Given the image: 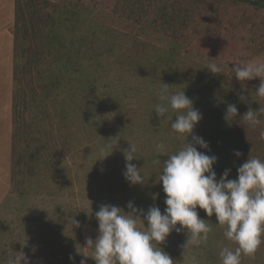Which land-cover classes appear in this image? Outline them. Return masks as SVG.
<instances>
[{
	"label": "rangeland",
	"instance_id": "374dc122",
	"mask_svg": "<svg viewBox=\"0 0 264 264\" xmlns=\"http://www.w3.org/2000/svg\"><path fill=\"white\" fill-rule=\"evenodd\" d=\"M52 1L82 3L90 7L91 12L86 16L77 6L65 10L62 5L55 16L49 13L54 18L51 24L56 35L66 40L67 53H71V56L67 53L63 56L62 52L63 59L53 65L41 64L54 68V88L49 87L40 94L34 65L26 76L29 81L24 83L25 80H22V87L20 81H16L14 88V70L1 71L0 90L2 97H6L3 92L7 90V107L11 104L14 90L17 91L15 124L27 125L26 129L31 131L28 132V141L21 139L20 145L26 146L27 142L31 154L39 143L40 150L49 152H42L43 161L54 151H58V156L51 155V160L56 163L54 172L45 163L42 165L40 160L35 163L36 158L29 156L26 165L30 169L24 167L20 173L26 172V177L18 176L12 181L11 136L0 134V264H7L8 259L20 251L29 258L30 264H80L83 254L93 255V250L85 247L86 240L95 239L97 235L95 212L102 204L129 211L126 204L133 201L135 206L145 211L150 206H157L163 213L165 193L162 183L158 182L159 173L163 161L180 149L183 141L171 129V121L154 117L153 107L159 102L157 92L162 83L160 80H167L169 84L171 78L175 86L186 87L191 95L189 98L194 100V108L202 114L197 126L200 129L193 132L208 133L212 139L203 137L210 151L197 146L199 151L215 153L219 163L223 154L233 156L236 168L248 157L264 160V139H261L264 116L260 117L261 123L255 128H250L242 117H236L229 123L223 120L225 122L220 129L235 137L236 146L228 143L229 146L224 149L222 138L218 144L214 143L217 132L213 123H217L218 114L224 110V102L230 100L224 98V92L230 91L231 87L228 83H223L222 87L221 76L230 71L214 75L204 68L208 63L203 59L209 55L230 67L233 62L264 61L263 0L257 5L248 0ZM45 10L39 11V14L42 18H50L45 12L52 7ZM33 18H38V14L35 13ZM71 18L85 19L75 22ZM91 30H96L90 35L93 47L91 63L93 61L94 65L84 59V46L83 52L76 50L81 48L80 38L89 39L87 33ZM105 31L109 32L106 36ZM105 38L107 40L103 41ZM173 41L178 43L180 60L169 66L163 59ZM192 63L199 65V73L192 71ZM22 64L23 58L15 57L18 78L23 75ZM179 65L185 74L191 71L192 76L188 78V73L187 78L178 77L172 71H165L176 66L179 68ZM48 79L47 76L40 81L47 84ZM202 88L203 96H200ZM36 90L40 100H34ZM246 90V93L243 92L246 99L240 101L241 109L243 104L254 110L264 107V99L257 97L253 90ZM5 109L2 106V115L7 114L10 118L11 113ZM241 109L238 116L245 113ZM41 110L46 114L50 112L56 118L52 122L40 121L37 128L35 114ZM64 115L69 116L67 121H64ZM175 118L173 115L172 120ZM155 123L159 128L157 132L147 131V126ZM140 125L146 129L141 134L143 139L138 137V130H134ZM164 125L167 126L166 131ZM37 129L40 131L36 132ZM153 134H156L157 144H164L165 155L159 156L147 141ZM29 137L39 140L32 143ZM187 139L190 141L191 136ZM116 142L117 146L109 155L97 159L110 151V146H115ZM129 143L137 147L138 159L131 163L140 168L146 182L143 186L130 185L123 176L124 151L129 149ZM39 146H44V149ZM234 150H239L242 155L235 156ZM215 166L217 170L220 167ZM213 169L215 171L214 166ZM236 177L237 170L229 172L228 179ZM54 185L58 187L57 191L52 189ZM198 213L213 228L205 244L183 248L187 239L184 230L171 232L160 244L174 259V264H221V249L236 247L216 224L215 214L208 217L202 209H198ZM71 217L79 222V227L72 226ZM85 259L86 264H96L91 257ZM241 264H264V243L254 257L242 256Z\"/></svg>",
	"mask_w": 264,
	"mask_h": 264
},
{
	"label": "clouds",
	"instance_id": "9594fccd",
	"mask_svg": "<svg viewBox=\"0 0 264 264\" xmlns=\"http://www.w3.org/2000/svg\"><path fill=\"white\" fill-rule=\"evenodd\" d=\"M204 68L214 75L230 71L239 82L258 79L255 95L264 99V61L233 62L231 67L212 62ZM157 95L159 102L153 107L156 117L171 121V129L183 141V146L163 161L159 173L158 182L162 183L166 207L162 213L157 206H150L145 211L133 201L126 204L129 211L110 204L100 205L95 212L97 235L95 239L88 238L85 246L93 250V255L83 254L80 264H86L87 257L94 259L96 264H174V259L160 247L171 232L186 231L187 239L183 245L186 248L205 244L213 230L212 225L199 216L198 209L208 217L215 214L216 224L223 229L225 238L236 245L234 249L227 246L221 249V264H241L242 256L254 257L264 243V160L248 157L237 168L235 179H228L229 169L217 179L213 169L216 155L207 154L210 151L208 142L193 132L202 119L193 100L185 95V90L174 92L163 82ZM240 99L244 101L246 98L241 95ZM173 115L176 117L174 121ZM261 116H264V107L260 106L258 110L249 108L238 116L237 107L228 104L223 119L229 123L242 117L250 128H255L261 123ZM261 139H264V133H261ZM129 144V149L124 151L123 176L130 185L143 186L146 182L140 168L131 163L138 159L137 147ZM116 146L117 142L97 159L109 155ZM197 146L207 151H199ZM101 151L105 152L104 149ZM156 151L159 156L165 155L164 144L158 143ZM234 155L239 157L242 153L234 150ZM71 224L80 226L72 217ZM7 264H30V261L20 251L10 257Z\"/></svg>",
	"mask_w": 264,
	"mask_h": 264
},
{
	"label": "trees",
	"instance_id": "16d2710c",
	"mask_svg": "<svg viewBox=\"0 0 264 264\" xmlns=\"http://www.w3.org/2000/svg\"><path fill=\"white\" fill-rule=\"evenodd\" d=\"M248 1H250L252 4H256V5L261 4L260 0H248ZM15 2H16V18H15V23H14V72H13V79H14V84H15L14 88L16 87V81H20L21 87H22V80L23 79L25 80L24 83H27L29 81L28 78L26 79V76L31 71L32 65H34L33 66L34 72L37 73V80L39 81L37 85L39 87H41V90H40L41 91L40 94H41V93H43L44 90L47 91V89H49V87H50V89L54 88V78H53L54 68L52 66L50 67V65H53L56 62H59L61 60V58L64 56V54L67 53L66 48L68 47L66 40H62V38L59 35H56V33L54 31L53 24H51V22L54 18L51 17L49 13H54L53 15L55 16L56 15L55 13L60 11L62 5L64 6L63 8L65 10L71 9L70 6H73V7L77 6L78 10H81L82 14L89 16L91 9L88 6H86L82 3H77V2L75 3V2L64 1V3H60V2L52 1V0H15ZM262 2H264V0ZM47 7H52V10H50L49 12H45L46 17H47V14H49L50 18H48V17L42 18L41 15L39 14V11H44L45 8H47ZM35 13L38 14V18H33V15ZM36 19H40V21H37ZM65 19H67V18H65ZM71 19L75 20V22L76 21L82 22V20L85 18H71ZM86 19H89V18H86ZM99 22H100L99 24H101V21H99ZM100 30L102 31V27ZM94 31H96V30H93V31L91 30V32L87 33V36L89 37L90 40L86 39V38H85L86 40H83V38H80L81 48L76 49L78 52H83L84 47H85L86 50L83 52V54H84V56H86L84 59H86V61H88V63H91L92 56H93V55H91V54H93V52H92L93 47L91 46V43H92L91 39L92 38L90 35H92ZM108 33H109L108 31H105V33H104L105 36ZM99 38H101V37H98V39ZM104 40H107V38L103 39V41ZM84 42H86V43H84ZM178 47L179 46H178V43L176 41H173L170 44L169 48L166 50V52H167L166 56L163 59L164 63H168V65L170 66V64L172 65L177 60H180V59H178L179 55H180L178 53V50H179ZM62 52H63V56L61 54ZM76 54H77V52H76ZM67 55L71 56V53H67ZM18 56L23 58V64H22V68H21V71L23 74L22 78H18L19 72H16V70H15V57H18ZM87 57H91V58L88 59ZM204 57H203V59L204 60L206 59L205 61L207 63L215 62L217 64H225L219 60L213 59L209 55H206ZM47 63H49L50 65L49 66L48 65H41V64H47ZM91 64L94 65V62L92 61ZM191 67L194 69L192 71H196L198 73L200 72L199 70L201 68L199 67V65L197 66L196 63L195 64L192 63ZM74 68H75V70L77 69L76 67H74ZM177 68H178V66L173 67V70L169 68L168 70H165V71H172L173 74L177 75L178 77L182 76V77L187 78L186 74H188V73H189L188 78L190 76H192L190 74L191 71H189L185 74V72L181 69V66L178 69ZM47 76L49 78L47 84L46 83L44 84V82L40 81V80L47 78ZM160 78H161V76L159 77V80H160ZM160 81L163 83L168 82L167 80H160ZM220 83H221L222 87L226 83H228V85L231 87V90L224 92V94L226 95V96L224 95V98H228L230 100H228V101L226 100L224 102V110L218 114L219 116H217V118H216L217 123H213L215 125L216 132H217V135L214 136V143L218 144V141L222 138V140L224 142V145H223L224 149H226L227 146H229V145H227L228 143H232L230 146H232V145L236 146V141L234 139L235 137L232 138L227 131L220 129V128H222V125H224V122H225V121H223L224 120L223 117L225 115L227 105L228 104H234L237 107V110L241 109L240 96L243 95V92L244 93L247 92L246 88L249 90L250 89L253 90V92L255 94V90L259 85V80L254 79V80H250V81L239 82L234 77L233 73L228 72V74L221 76ZM223 83H224V85H223ZM161 85H162V83H161ZM174 86L175 85L173 84V80L170 78V83H169L170 90H172L174 92L185 90V95L188 97L191 96V95H189V92L186 89V87L182 88L180 86H175V87ZM203 89L204 88H202V92H200V94H199L200 96H203ZM48 95H53V94L49 93ZM34 97H35L34 100L40 97L39 91H37V90L34 91ZM40 99L41 98H39V100ZM191 99L193 100L192 97H191ZM17 101H18L17 100V91L15 89L13 92V118L16 117V114L18 113L17 112V105H18ZM237 101H238L239 105H237L238 104ZM23 103L26 107V104H25L26 100H24ZM248 109H249V107L247 105L243 104L241 111L244 110L246 112ZM57 113L58 112H56L55 116H57ZM68 117H69L68 115H64L63 116V119L65 118L64 121H67ZM154 117L157 118L155 113H154ZM35 118H36V120H34V123L36 124L37 128H39V126H40L39 122L40 121L52 122V121H54V119L56 117L51 116L50 112H48L46 114L44 112V110H41V112H36ZM47 118H48V120H47ZM15 119H17V118L13 119L14 125H13V129H12V141H11V169H12L11 179H12V181L17 179L18 176L26 177V172H25V174H20V173L23 172L24 167L25 168L28 167L26 164L28 163V160L30 159L29 156L32 159L36 158L35 163L39 162V160H40V162H42L41 163L42 165H44V163H45V165H47L49 168H51L52 171L54 172V169L56 167V165H55L56 163H55V161L51 160V155L58 156L57 155L58 151H54L49 156L48 159H45V161H43L41 158L42 152H47V153H49V152L46 150H43V151L40 150L38 148V145H39V143H38L33 148L32 153L30 154L27 142H26V146H21L20 140L24 139L25 141H28V139H27V137L29 135L28 132H31V131L26 129L27 125H24L21 123H18V125L15 124ZM84 120L86 121V119H84ZM99 122H101V119L98 121V124H100ZM142 122L144 124L146 123V121H143V120H142ZM200 122H201V120L196 124V126L194 128L196 131L200 129V126L197 127ZM132 124H134V122H132ZM157 126H158V124H156V123L155 124H149L147 126V131H151L152 133L157 132V130L159 129ZM204 128H206V127H204ZM166 129H167V126L164 125V131H166ZM134 130H135V132H136V130H138L137 131L138 137L143 139L141 134H143V132H145V131H143V130H146L145 127L140 125L139 129H136L134 127ZM39 131H40V129L36 130V132H39ZM196 134H198V133L195 132V135ZM222 134H223V136H222ZM155 136H156V134H153L151 137H149L147 139L149 144L154 146V150L156 149V145H157V142L155 140ZM197 136H200L202 138L204 137V138L212 139L208 133L205 134L204 132L199 133ZM29 139L32 140V143H34V142H37L38 138L33 140L32 137H29ZM39 147L44 149V146L43 147L39 146ZM67 149L69 150L70 148L68 147ZM212 154H215V153L212 152L209 155H212ZM49 161L52 162V164L48 163ZM234 162H235V159L233 158V156L228 157V155L223 154V157L221 158L220 163L217 160L216 163L213 165L215 167V171H217L216 172L217 176L219 175V173H222L225 169H229L230 171L235 173L237 168H236V165H234ZM36 165H39V164H36ZM215 165L220 166L218 170H217ZM37 167H39V166H37ZM28 168L30 169V167H28ZM31 170H32V168H31ZM119 185L121 187H123V184H121L120 182H119ZM53 188L55 189V191L58 190V187H56L55 185L52 187V189ZM124 190L125 191L127 190L126 185H124Z\"/></svg>",
	"mask_w": 264,
	"mask_h": 264
},
{
	"label": "crops",
	"instance_id": "0c3cea01",
	"mask_svg": "<svg viewBox=\"0 0 264 264\" xmlns=\"http://www.w3.org/2000/svg\"><path fill=\"white\" fill-rule=\"evenodd\" d=\"M16 18V2L15 0H0V79L1 71L14 70V23ZM13 66V68H12ZM1 87V84H0ZM2 97L0 90V134L5 133L11 136L13 129V95L11 96V104L8 105L7 90H5ZM8 91V96H9ZM4 99V100H2ZM2 106H5L11 115H2ZM9 121V122H8ZM11 157V152H10ZM16 243V242H13ZM14 246V244H12ZM4 245V247H8ZM10 253V250H7ZM16 253V252H15ZM3 259V258H2Z\"/></svg>",
	"mask_w": 264,
	"mask_h": 264
}]
</instances>
